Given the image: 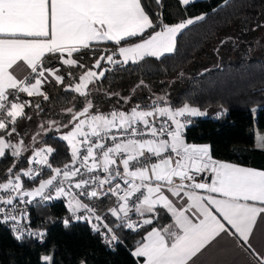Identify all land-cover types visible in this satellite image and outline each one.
I'll return each instance as SVG.
<instances>
[{"label":"snow or ice","instance_id":"snow-or-ice-1","mask_svg":"<svg viewBox=\"0 0 264 264\" xmlns=\"http://www.w3.org/2000/svg\"><path fill=\"white\" fill-rule=\"evenodd\" d=\"M179 2L188 5L190 0ZM204 19L201 15L175 25L161 19L157 25L141 0H0V158H14L0 180V224L12 222L16 240L25 233L36 235L21 227L27 214L20 205L36 198L64 197L73 218L92 224L109 244L119 240L116 229H143L142 240L132 252L143 258V264H189L221 233L236 237L241 246L248 244L257 216L264 213V170L220 162L213 159L210 145L187 143L184 129L190 121L186 117L205 112L188 102L173 107L167 96H157L143 108L137 104L127 111L102 114L93 112L89 99V85L110 70L101 61L123 65L159 58L175 50L178 34ZM108 42L116 49L88 67L84 57ZM45 57H55L61 67ZM20 62L30 69L23 78L13 71ZM73 69L83 71L77 77ZM53 80L64 85L65 92L84 98L81 109H65L69 119L62 127L68 131L59 139L67 143L71 159L62 167L54 166L55 158L50 160L54 148L26 144L17 129L18 121L32 119L25 111L32 102L22 100L20 94L47 101L42 88ZM122 99L127 103L131 97ZM32 142H38L36 136ZM257 147L264 148V138ZM204 172L211 173V183L195 182L193 173ZM23 178L38 186L27 189ZM166 193L181 200L187 197V207H177ZM80 197L115 198L108 208L115 220L110 225ZM160 208L171 214V224L156 226ZM192 209L195 219L186 215ZM80 211L87 215H77ZM38 235L42 239L45 234ZM257 258L264 264V256ZM40 259L41 264H54L52 255Z\"/></svg>","mask_w":264,"mask_h":264},{"label":"trees","instance_id":"trees-1","mask_svg":"<svg viewBox=\"0 0 264 264\" xmlns=\"http://www.w3.org/2000/svg\"><path fill=\"white\" fill-rule=\"evenodd\" d=\"M141 4L157 25L161 19L169 25L201 15L205 19L178 34L175 50L159 58L145 57L138 63L129 61L123 65L101 61L102 67L110 70L101 80L89 85L93 112L127 111L137 104L143 108L157 96H167L173 107L188 102L199 109L227 110L219 117H189L190 123L184 129L186 142L210 145L215 160L264 169V148L255 145V132H264V59L253 55L250 45H244L239 49L237 59L205 67L189 77L180 74V69L196 55L204 53L208 41L230 24L246 30L259 27L264 21V0H194L188 5H182L179 0H160L159 3L157 0H141ZM104 47L108 48L107 53L103 51ZM115 49L111 42L100 45L95 52L86 55L83 62L91 67L100 55L111 54ZM115 58H119L118 53ZM45 59H51L61 67L55 57ZM82 71L73 69L77 77ZM42 90L49 96L47 101L41 96L28 97L23 93L20 96L22 100L32 102V107L25 108L28 115L39 111L48 119L40 142L55 149L50 160L55 158L54 166H61L71 157L67 143L59 139L57 128L63 129L62 125L69 119L65 109L82 108L84 98L65 92L64 85H58L54 80L44 84ZM122 97L131 99L125 103ZM37 103L41 105L40 109L35 108ZM51 121L56 123L50 124ZM13 159L11 156L0 158V180ZM20 166L18 163L17 167ZM23 179L27 189L37 185ZM113 201V198L105 197L94 203L99 210H104ZM159 212V220L154 223H166L168 215L161 208ZM106 216L112 224L115 218L110 214ZM65 219L69 220L67 226ZM22 221L25 226L37 228L45 235L40 242L28 235L18 241L7 225L0 224V264H41L43 255H52L54 264H138L131 249L141 241L143 229L140 232L116 229L119 240L109 244L86 220L73 218L63 198L30 205L27 218Z\"/></svg>","mask_w":264,"mask_h":264},{"label":"rangeland","instance_id":"rangeland-1","mask_svg":"<svg viewBox=\"0 0 264 264\" xmlns=\"http://www.w3.org/2000/svg\"><path fill=\"white\" fill-rule=\"evenodd\" d=\"M244 45H250L251 53L253 55H258L264 59V21L259 25V27H251L249 29H243L237 24H230L227 28L219 31V33L211 40L208 41V44L205 47V52L199 55H196L194 59L186 66L180 69V74L183 77L192 76L194 73H197L201 69L213 65L219 64L225 60H234L239 57L240 48H243ZM195 107V106H193ZM214 107H207L205 109H200L202 112H205L206 115L211 116L212 109ZM57 111H63L62 109H56ZM122 110V109H118ZM126 111V110H124ZM111 111L101 112L102 114H108ZM98 113V112H95ZM32 117L31 120H21L18 122L17 129L20 132L21 136L24 138L26 144L32 145V147H45L41 142L40 138L42 136V131L48 126V119L42 117L39 111H35L30 114ZM195 117V116H192ZM43 125V127H41ZM68 129L63 128L58 131L60 136L62 133L67 132ZM39 133V135H37ZM255 145L257 146L261 139L264 138V132H255ZM36 136L37 143L33 144L32 137ZM204 144V143H202ZM31 151L25 153V156L30 155ZM25 168L28 165L24 166ZM66 206L68 201H65ZM68 208V206H67Z\"/></svg>","mask_w":264,"mask_h":264},{"label":"crops","instance_id":"crops-1","mask_svg":"<svg viewBox=\"0 0 264 264\" xmlns=\"http://www.w3.org/2000/svg\"><path fill=\"white\" fill-rule=\"evenodd\" d=\"M191 1H194V0H190V2ZM171 25H175V24H171ZM157 30H160V29L158 28ZM13 71H15L18 77L23 78V76H25L28 72H30V69H27V66L23 65V63L20 62V64L14 67ZM211 111L213 115H217L218 113L221 112L218 108H213ZM196 145H207V144L199 143ZM218 161L223 162V163L234 164L239 167H247V168H252L256 170H264V169L255 168L251 166L235 164L229 161H223V160H218ZM211 179L212 177L210 176L208 183H211ZM197 191H198V194L200 195H208L202 190H197ZM166 194L170 196V194L168 193ZM212 195L215 196L216 194H212ZM170 198L176 203L177 207H187V203H186L187 197H184L183 200L177 197H171V196ZM257 206H260V205H257ZM161 209L165 211L169 219L166 223H163V224L155 223L157 227H163L173 222V218L171 214L168 213L165 209L163 208ZM193 211L195 210L194 209L190 210L188 213H186V215H189L191 218L195 219V217H192ZM70 214L72 213L70 212ZM148 227L150 228L151 226H148ZM142 231H143L142 233H144V230ZM241 245H242V241H239L236 237L228 235L226 233H221V235L217 237L216 240H214L205 249H203L195 257H193L192 261H190L189 264H259L257 255L264 256V213H260L257 216L256 222L253 225V230L249 236L248 244L243 245V246ZM136 246L137 244L131 249V253L135 250ZM137 260H138V264H143V258H137Z\"/></svg>","mask_w":264,"mask_h":264},{"label":"built area","instance_id":"built-area-1","mask_svg":"<svg viewBox=\"0 0 264 264\" xmlns=\"http://www.w3.org/2000/svg\"><path fill=\"white\" fill-rule=\"evenodd\" d=\"M161 119H164V118H161ZM186 119L188 120L189 117H186ZM69 161H70V160H69ZM62 166H63V165H61V167H62ZM193 175H194V178H195V182H204V183H208V181H209V179H210V176H211L210 172H204V173H202V174H196V173H193ZM36 186H38V185H36ZM28 189H31V188H28ZM62 198H63L65 201L67 200V198H64V197H62ZM25 199L27 200L28 198L26 197ZM80 199H81L83 202L88 203V204H91L93 207H95V208H96V211H97V214H99V215H101V216H104V217H105V221H106L107 223H109V221H108L106 215L109 213V212H108V208H109L111 205L108 206V207H107L106 209H104V210H99V208L96 206V204L94 203V201H91V200H85L84 197H80ZM113 200H115V198H113ZM49 201H51V200H41L40 198H36L35 200H33V202H32L31 204L20 205V207L23 208V209L25 210L26 214H27L30 205H33V204H35V203H46V202H49ZM113 202H114V201H113ZM77 215H79V216H85V215H87V213L84 212V211H80V212L77 213ZM134 218H135V217H134ZM109 224H110V223H109ZM5 225H7V226L10 228V230L12 231L13 235H15L14 232H13V229H12V222H9L8 224H5ZM91 225H92V224H91ZM110 225H111V224H110ZM21 227H23V228H25V229H28V230L32 231L33 233H36V235H33V236H31V237H32V238H35L38 242L41 241V238H40L39 235H38V234L41 232L39 229H37V228H29V227H27V226L24 225L23 221H21ZM101 231H102V232H106V229H103V228H102ZM100 234H101V232H100ZM25 235H27V233H25ZM101 236H102L103 240L106 242L105 237H104L102 234H101Z\"/></svg>","mask_w":264,"mask_h":264},{"label":"water","instance_id":"water-1","mask_svg":"<svg viewBox=\"0 0 264 264\" xmlns=\"http://www.w3.org/2000/svg\"><path fill=\"white\" fill-rule=\"evenodd\" d=\"M81 109V108H80Z\"/></svg>","mask_w":264,"mask_h":264}]
</instances>
